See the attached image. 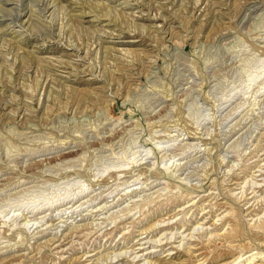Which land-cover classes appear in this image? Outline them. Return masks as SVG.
Masks as SVG:
<instances>
[{"label": "rangeland", "instance_id": "rangeland-1", "mask_svg": "<svg viewBox=\"0 0 264 264\" xmlns=\"http://www.w3.org/2000/svg\"><path fill=\"white\" fill-rule=\"evenodd\" d=\"M0 264H264V0H0Z\"/></svg>", "mask_w": 264, "mask_h": 264}, {"label": "bare ground", "instance_id": "bare-ground-1", "mask_svg": "<svg viewBox=\"0 0 264 264\" xmlns=\"http://www.w3.org/2000/svg\"><path fill=\"white\" fill-rule=\"evenodd\" d=\"M168 255H169V254H168ZM168 255H167V256H168ZM169 259H170V258H169ZM224 261H225V260H224Z\"/></svg>", "mask_w": 264, "mask_h": 264}]
</instances>
